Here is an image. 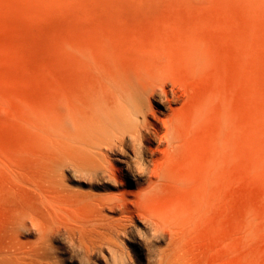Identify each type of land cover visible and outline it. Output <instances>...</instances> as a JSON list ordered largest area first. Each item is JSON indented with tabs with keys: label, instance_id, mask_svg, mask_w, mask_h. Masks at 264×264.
Segmentation results:
<instances>
[{
	"label": "rangeland",
	"instance_id": "obj_1",
	"mask_svg": "<svg viewBox=\"0 0 264 264\" xmlns=\"http://www.w3.org/2000/svg\"><path fill=\"white\" fill-rule=\"evenodd\" d=\"M0 264H264V0H0Z\"/></svg>",
	"mask_w": 264,
	"mask_h": 264
},
{
	"label": "bare ground",
	"instance_id": "obj_2",
	"mask_svg": "<svg viewBox=\"0 0 264 264\" xmlns=\"http://www.w3.org/2000/svg\"><path fill=\"white\" fill-rule=\"evenodd\" d=\"M102 107V106H101ZM101 130V129H100ZM103 132H104V130H103ZM102 133V132H101ZM79 140V139H78Z\"/></svg>",
	"mask_w": 264,
	"mask_h": 264
}]
</instances>
